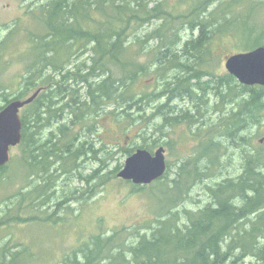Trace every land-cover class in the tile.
I'll return each mask as SVG.
<instances>
[{"label": "trees", "instance_id": "16d2710c", "mask_svg": "<svg viewBox=\"0 0 264 264\" xmlns=\"http://www.w3.org/2000/svg\"><path fill=\"white\" fill-rule=\"evenodd\" d=\"M258 2L261 0H179L171 7L169 0L158 3L155 0H51L43 7L42 24L39 23L42 32L31 46L37 49L35 58L39 60L33 69L30 67V76L25 80L27 90L38 88L41 82L38 89L42 92L23 109L19 146L23 148L21 164L28 172L27 177L37 175L45 179V184L21 192L24 199L36 194L37 189H43L38 193L40 196L45 193L57 177L51 168L54 164L61 163L64 173L72 172L81 157L105 151H94V144L87 138L73 150L80 134L72 139L71 132L82 120L86 123L87 118L98 116L107 103L115 106L118 121H137L139 118L133 115L144 112L145 102L153 103L166 95L168 102L181 95L202 101L208 91H214L227 103L235 104L228 113L224 136L228 142L240 145L243 151L240 174L213 187L210 204L199 213L188 214V222L183 227L177 224V214L169 209L168 217L158 221L150 236H141L138 245L130 247L131 259L124 257L123 245L111 238L96 236L84 262L71 259L67 264H101L107 260L109 264H241L248 257L254 258L256 264H264V149H251L247 135H242L262 124L264 87L244 86L230 74L218 77L209 71L211 46L217 38L240 35L246 52L264 46V20L256 16L262 6ZM155 21L161 24L148 37L136 34ZM184 28L193 32L191 38H182ZM150 41L158 44L153 48L146 46ZM90 47L88 60L66 73L61 65L53 62L59 64L60 58L71 59ZM147 48L152 49L154 58L142 63L139 56ZM48 53H52L50 58ZM44 61L46 64H42ZM48 67L57 75L46 77ZM145 76H152L164 92L134 93L133 85ZM77 86L86 91L83 99L78 96ZM20 98L19 95L7 98L0 111ZM164 108L168 104L159 105L152 117ZM66 112L67 116H73L70 120L63 118ZM164 117L173 127L180 119H186L188 113L173 119ZM49 127L54 131L51 138L44 140L42 131ZM85 127L89 131L95 129L94 125ZM203 146V153L215 164L219 158V142L211 138ZM142 148L148 149L146 146L139 149ZM125 153L133 155L132 150ZM8 167L0 169L1 179ZM201 173L196 174L201 177ZM92 177L95 176L83 180L89 182ZM182 190L178 191L173 205L184 194ZM16 219L23 220L13 218ZM112 250L117 253L113 254Z\"/></svg>", "mask_w": 264, "mask_h": 264}, {"label": "rangeland", "instance_id": "374dc122", "mask_svg": "<svg viewBox=\"0 0 264 264\" xmlns=\"http://www.w3.org/2000/svg\"><path fill=\"white\" fill-rule=\"evenodd\" d=\"M159 1L155 0V3ZM177 2L179 0H169L171 7ZM50 3L51 0H0V107L6 104L7 98L19 95L20 100H25L41 87L39 81L38 88L27 90L25 80L30 76V67L33 69L39 60L35 58L37 49L31 46L42 32L39 23L44 16L43 7ZM258 4L262 6L256 16L264 20V0ZM160 24L158 21L147 24L136 34L146 38ZM192 34L191 30L182 29L183 39L191 38ZM157 44V41H150L145 45L153 48ZM245 48V43L237 34L214 40L210 52V73L218 77L229 75L226 69L228 58L246 53ZM91 49L81 50L78 56L71 59L60 58L59 64L53 62L61 65L66 73L76 64L88 60ZM151 51L150 48L144 50L139 60L142 63L153 60L154 52ZM51 56L52 53L47 54V57ZM114 72L116 74V70ZM45 74L46 77L57 75L52 67L46 68ZM46 88L49 86L46 85ZM75 88L83 99L86 91L82 86ZM163 90L152 76L140 78L132 87L134 93L143 92L145 95L153 92L160 94ZM166 104L168 108L160 113L157 111L153 118L156 108ZM144 106L141 115H133L139 118L137 121H118L115 106L107 103L98 116L95 114L87 118L86 123L82 120L76 124L74 132H71L72 139L76 134L80 136L74 141L73 150L87 138L94 144V151H105L81 157L72 172L64 173L61 163L54 164L51 168L57 177L42 196L38 193L43 189H37L36 194L26 199L20 195L37 186H44L45 179L33 174L27 177L28 172L21 164L23 148L18 146L11 150L9 167L0 178V264H67L71 259L84 262V256L93 248L92 241L96 236L106 240L111 238L123 245L124 257L131 259V248L138 245L141 236L151 235L152 229L158 227V221L168 217L167 210L177 214V224L183 227L188 222V214L199 213L210 204L213 187L240 174L243 167L241 146L228 142L224 136L228 113L235 108V104L227 103L214 91H208L202 101L181 95L168 102L166 95L156 102H145ZM186 113L188 117L180 119L173 127L165 121V115L173 119ZM24 115L22 110L21 117ZM72 117L67 116V112L63 116L69 118L67 120ZM84 125L89 128L94 125L95 129L89 131L87 127L83 128ZM53 131L52 127L44 129V140L51 138ZM242 135H247L251 149H264V114L261 125L249 128ZM211 138L220 144L219 158L213 165L203 153V144ZM37 140L39 143L40 137ZM143 146L153 154L161 147L165 149L167 171L150 185L136 186L120 179L118 174L130 157L126 150H132L134 154ZM206 168L209 170L205 171ZM197 172H202L201 177L197 176ZM90 176L95 177L89 182L83 180ZM178 189H183L184 194L173 205ZM14 217H22L23 220H13ZM112 253L117 251L112 250ZM109 263L110 260H107L101 264ZM251 263L256 264L257 261L248 257L241 264Z\"/></svg>", "mask_w": 264, "mask_h": 264}, {"label": "water", "instance_id": "95a60500", "mask_svg": "<svg viewBox=\"0 0 264 264\" xmlns=\"http://www.w3.org/2000/svg\"><path fill=\"white\" fill-rule=\"evenodd\" d=\"M226 69L241 85L264 87V46L229 57ZM41 92L42 89H38L29 98L15 100L0 111V169L8 165L11 150L22 142L21 111L32 104ZM166 171L163 147L154 154L146 149H138L127 159L118 177L136 186H146L162 178Z\"/></svg>", "mask_w": 264, "mask_h": 264}, {"label": "bare ground", "instance_id": "6f19581e", "mask_svg": "<svg viewBox=\"0 0 264 264\" xmlns=\"http://www.w3.org/2000/svg\"><path fill=\"white\" fill-rule=\"evenodd\" d=\"M218 134V133H217Z\"/></svg>", "mask_w": 264, "mask_h": 264}]
</instances>
